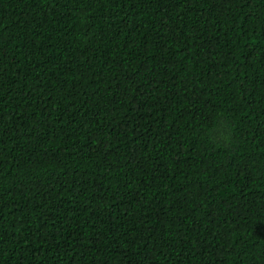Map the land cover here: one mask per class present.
<instances>
[{
	"label": "trees",
	"instance_id": "16d2710c",
	"mask_svg": "<svg viewBox=\"0 0 264 264\" xmlns=\"http://www.w3.org/2000/svg\"><path fill=\"white\" fill-rule=\"evenodd\" d=\"M0 264H264V0H0Z\"/></svg>",
	"mask_w": 264,
	"mask_h": 264
}]
</instances>
